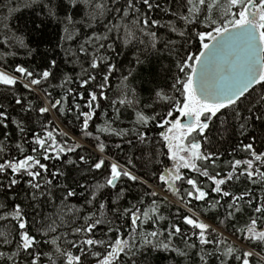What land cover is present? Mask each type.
<instances>
[{"label":"snow or ice","instance_id":"6c2138e0","mask_svg":"<svg viewBox=\"0 0 264 264\" xmlns=\"http://www.w3.org/2000/svg\"><path fill=\"white\" fill-rule=\"evenodd\" d=\"M0 86V264H250L193 201L264 248V0H0Z\"/></svg>","mask_w":264,"mask_h":264},{"label":"trees","instance_id":"16d2710c","mask_svg":"<svg viewBox=\"0 0 264 264\" xmlns=\"http://www.w3.org/2000/svg\"><path fill=\"white\" fill-rule=\"evenodd\" d=\"M197 47L198 45L196 43H193L190 49V52H196L197 51ZM25 58L23 57V55L21 54L20 57H18V62H22L24 61ZM167 62V60L165 61ZM41 65H42V58L37 55L30 63H27L26 66H28L30 69H33L35 71H40L41 70ZM61 67H63V65H61ZM53 83H58V81H53ZM17 90L18 93L22 96L27 97L29 100H31L34 104L36 105H40L41 101L33 94L28 93V91L26 89H23L22 85H17ZM53 91V95L56 98H59L58 93L60 92L59 89H51ZM7 95V90L5 88H3L2 86H0V96H5ZM42 95V93H41ZM69 102H71V98H69ZM6 103V101H5ZM51 119H53L54 121L60 122L62 121L63 123L60 124L61 130H63L64 132H67L69 134V136H71L73 139H75L76 141H78L79 143H81L82 145H84V148L80 149V153L83 155H92L93 159L96 157L97 153L91 151L92 148V144L94 143L93 141H89L86 140L85 138H83L82 134L79 131V127H78V122L74 121V116L73 115H66V116H59L57 114H53L51 117ZM103 117L100 116V119H102ZM99 120L95 121V123H98ZM118 142V141H115ZM247 142V141H246ZM229 145L228 144H224L223 148H228ZM257 147L259 148L260 145H257ZM109 150L113 153V155L116 154L117 150L113 147V143H109ZM126 155H121L118 157L119 161L121 163H124L125 160L127 159L128 156H133V155H138V152H130L127 149V146H125L124 149ZM223 159H228L229 157H227L226 154H224V156L222 157ZM237 158H241L240 156H238ZM51 163V162H48ZM59 166V165H57ZM152 166L149 165L147 171H151ZM187 171V170H185ZM74 175L76 176V178L78 180H80V182L84 183L87 182L89 184H94L96 181H100L103 182L104 179V170H101V172H98L95 174V176H93V174H88L87 176H81V174L79 172L74 173ZM189 175H194L193 173H189ZM201 180H203V178H201ZM153 184L156 183L155 180L152 181ZM127 186V185H125ZM184 187H188L187 185H185ZM242 187V185H238L236 189H234L235 191H238L239 188ZM158 190H160L159 188H157ZM143 188H141L139 185L133 186L132 188V194L135 195V193L137 192H142ZM183 191V189H182ZM167 196H164V194H160L159 198H163L165 199L168 203H167V207L165 210V214L166 215H171L173 214L177 209L176 207H174L175 205L179 204V209L182 213V215H190L191 213L188 212V209L185 208L184 204L182 202H179V197L175 196L170 190H164L163 191ZM132 196H129V199H131ZM172 198V199H171ZM212 198H215V194H212ZM187 199V198H186ZM190 207L193 209V211L196 213V215L200 218H204L206 221H208L209 223L212 224V228L218 229L219 231H222L225 235L226 238H228V240L231 243L236 244L237 246L241 247L242 250H248L249 248H251V250L254 252L253 257L250 258V264H264V248H262L261 246H257V245H253L250 241H245L243 244H241L240 239L237 238V235H234L233 233L236 231V228L233 227L232 223L227 224L226 226L221 224L220 221L223 219V208L220 209L219 213L216 212H209L208 209L205 207L203 202H197V201H193L192 205H190ZM182 223V222H181ZM242 221L238 220L236 222V226L240 227L242 226ZM182 227H185L182 224ZM242 239V237H241Z\"/></svg>","mask_w":264,"mask_h":264},{"label":"rangeland","instance_id":"374dc122","mask_svg":"<svg viewBox=\"0 0 264 264\" xmlns=\"http://www.w3.org/2000/svg\"><path fill=\"white\" fill-rule=\"evenodd\" d=\"M160 194H164L165 196H167L163 191H161V190H158V189H156ZM167 197H169V196H167ZM172 199V198H171ZM200 220H202V221H204V222H206V223H208L209 225H211L212 226V224L211 223H209L208 221H206L204 218H200Z\"/></svg>","mask_w":264,"mask_h":264},{"label":"water","instance_id":"95a60500","mask_svg":"<svg viewBox=\"0 0 264 264\" xmlns=\"http://www.w3.org/2000/svg\"><path fill=\"white\" fill-rule=\"evenodd\" d=\"M183 119H186V118H183ZM165 197H167V196H165Z\"/></svg>","mask_w":264,"mask_h":264},{"label":"bare ground","instance_id":"6f19581e","mask_svg":"<svg viewBox=\"0 0 264 264\" xmlns=\"http://www.w3.org/2000/svg\"><path fill=\"white\" fill-rule=\"evenodd\" d=\"M166 198V197H165Z\"/></svg>","mask_w":264,"mask_h":264},{"label":"flooded vegetation","instance_id":"af4514ba","mask_svg":"<svg viewBox=\"0 0 264 264\" xmlns=\"http://www.w3.org/2000/svg\"><path fill=\"white\" fill-rule=\"evenodd\" d=\"M183 119V118H182Z\"/></svg>","mask_w":264,"mask_h":264}]
</instances>
